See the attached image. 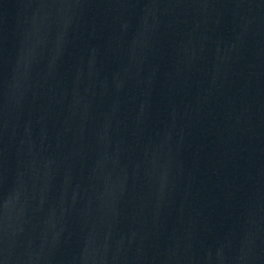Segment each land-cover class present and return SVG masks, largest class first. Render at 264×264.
<instances>
[{
    "label": "water",
    "instance_id": "obj_1",
    "mask_svg": "<svg viewBox=\"0 0 264 264\" xmlns=\"http://www.w3.org/2000/svg\"><path fill=\"white\" fill-rule=\"evenodd\" d=\"M0 264H264V0H0Z\"/></svg>",
    "mask_w": 264,
    "mask_h": 264
}]
</instances>
